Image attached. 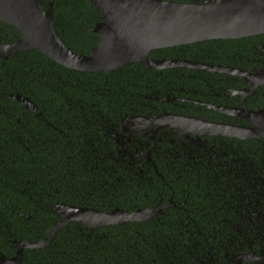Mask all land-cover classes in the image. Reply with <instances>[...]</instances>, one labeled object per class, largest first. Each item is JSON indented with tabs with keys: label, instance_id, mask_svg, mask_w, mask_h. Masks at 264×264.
Listing matches in <instances>:
<instances>
[{
	"label": "trees",
	"instance_id": "trees-1",
	"mask_svg": "<svg viewBox=\"0 0 264 264\" xmlns=\"http://www.w3.org/2000/svg\"><path fill=\"white\" fill-rule=\"evenodd\" d=\"M40 2L48 8L49 0ZM53 21L75 52L91 55L100 42L93 29L102 16L89 0H54ZM0 29V46L21 37L1 21ZM198 45L154 50L150 57L172 59ZM180 72L138 63L81 72L36 49L0 58V251L13 257L15 241L44 240L63 220L62 204L101 212L157 204L162 196L152 194L146 179L152 174L140 176L134 164L122 162L115 135L125 119L148 116L158 92L168 94L174 82L181 83ZM15 94L30 98L38 111L24 109ZM206 217L171 211L93 230L73 221L45 248L25 250L21 264H195L198 226Z\"/></svg>",
	"mask_w": 264,
	"mask_h": 264
},
{
	"label": "flooded vegetation",
	"instance_id": "flooded-vegetation-1",
	"mask_svg": "<svg viewBox=\"0 0 264 264\" xmlns=\"http://www.w3.org/2000/svg\"><path fill=\"white\" fill-rule=\"evenodd\" d=\"M226 40L175 52L172 59L191 65L170 68L180 69L181 83L158 92L148 117L170 113L246 128L264 119V34ZM125 121L115 135L122 162L134 164L140 176L152 174L150 191L162 196L138 209L207 216L198 226L195 264H264V136L159 125L141 136Z\"/></svg>",
	"mask_w": 264,
	"mask_h": 264
},
{
	"label": "water",
	"instance_id": "water-1",
	"mask_svg": "<svg viewBox=\"0 0 264 264\" xmlns=\"http://www.w3.org/2000/svg\"><path fill=\"white\" fill-rule=\"evenodd\" d=\"M89 1L102 16V21L93 29L100 36V42L92 49L91 55H83L73 51L58 35L53 21L54 0H49L47 9L40 0H0V21L14 26L21 34L15 43L0 46V58L6 60L12 54L36 49L55 62L81 72L108 73L129 63L162 71L191 64L176 59H153L150 53L154 50L264 34V0ZM12 98L18 100L24 109L38 111V106L30 98L19 94ZM125 120L141 136H148L150 128L155 125L177 128L180 132L206 127L224 128L241 138L264 136V119L252 120L254 126L250 128L226 126L170 113L155 117L135 115ZM59 214L63 220L52 228L44 240L15 241V256L7 257L0 251V264H21L25 250L45 248L54 240L59 229L73 221L93 230L128 222H146L157 216L158 211L157 208L136 211L116 208L101 212L62 204Z\"/></svg>",
	"mask_w": 264,
	"mask_h": 264
}]
</instances>
